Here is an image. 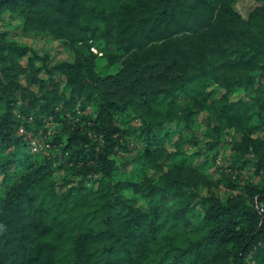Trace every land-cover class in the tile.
<instances>
[{"label":"trees","instance_id":"1","mask_svg":"<svg viewBox=\"0 0 264 264\" xmlns=\"http://www.w3.org/2000/svg\"><path fill=\"white\" fill-rule=\"evenodd\" d=\"M236 1L0 0L74 56L0 32V264H264V0ZM198 127L234 152L228 196L187 152Z\"/></svg>","mask_w":264,"mask_h":264},{"label":"rangeland","instance_id":"2","mask_svg":"<svg viewBox=\"0 0 264 264\" xmlns=\"http://www.w3.org/2000/svg\"><path fill=\"white\" fill-rule=\"evenodd\" d=\"M262 5V3L257 0H237L234 4V9L244 18H248L249 14L253 12L258 6ZM21 19L18 16L11 15L6 13L0 17V32L6 33L10 40L18 42L20 45L29 47L33 51H35L40 57L49 56V67H55L63 62H73L74 56L72 51L67 48L61 41L54 39L50 35H40L35 33H27L24 34L21 28ZM104 50V51H103ZM91 51L95 54H98V66L97 69L101 73H114L118 70L119 65L110 66L109 59L106 54H115L118 53L117 49L113 46H106L103 41L96 42ZM23 65L27 66L28 58L22 60ZM37 66H40V63H36ZM41 78L44 80L48 79V76L45 72L41 73ZM54 78L56 80H60V75L57 73ZM31 90L37 92L38 88L31 86ZM221 94H223L222 90H219ZM234 98V97H233ZM1 114V113H0ZM257 124V122H254ZM184 126L183 123L174 122L169 125L172 129L173 138H177L179 136L180 129ZM202 128H195V133H192L191 137L195 136V138L191 139L193 142L197 141V144L193 147L188 148L189 155L193 153H200L202 156L194 159L195 165H201L205 162L204 155H206L209 159V165L205 166L203 170L206 174L210 176L213 180H220L222 182L221 185V195L228 196L230 191L227 189V184L229 183V178L226 174H222L223 168H231L235 165V157L234 152L231 147H226L223 152L219 155H215V152L208 151L207 148V137L202 136L203 133ZM232 132L229 133L228 136L224 137V140L230 141V136ZM190 138V137H188ZM39 142H37V146ZM138 144V143H136ZM217 156V158L215 157ZM248 167H244L242 170H238L239 177L233 178L235 183L239 186L243 185L245 181H253L258 182L259 179L257 177L251 176L252 173L247 169ZM153 176V173H150ZM232 192V191H231ZM3 193L2 186V177L0 176V194ZM200 195L206 196L207 191L205 189H200Z\"/></svg>","mask_w":264,"mask_h":264}]
</instances>
